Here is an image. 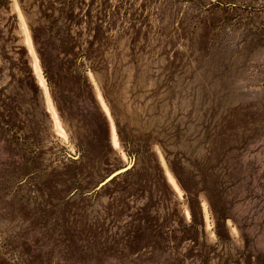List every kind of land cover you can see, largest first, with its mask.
I'll use <instances>...</instances> for the list:
<instances>
[{
    "label": "rangeland",
    "instance_id": "1",
    "mask_svg": "<svg viewBox=\"0 0 264 264\" xmlns=\"http://www.w3.org/2000/svg\"><path fill=\"white\" fill-rule=\"evenodd\" d=\"M0 264H264V0H0Z\"/></svg>",
    "mask_w": 264,
    "mask_h": 264
},
{
    "label": "bare ground",
    "instance_id": "2",
    "mask_svg": "<svg viewBox=\"0 0 264 264\" xmlns=\"http://www.w3.org/2000/svg\"><path fill=\"white\" fill-rule=\"evenodd\" d=\"M29 36V35H28ZM30 39V38H29ZM34 69L37 71V73H38V76H39V84L44 88V90H45V93H47V86H46V83H45V79L43 78V76L40 74V68H39V66H38V64H37V60H36V58H35V62H34ZM101 99V98H100ZM102 105H103V108L105 109V111L108 113V108H107V106L103 103V101H102ZM52 109V115H53V118H54V122H55V125H56V127L58 128V130H59V132H60V134L62 135H64V130H63V128L61 127V125H60V123H59V120H58V118H57V115H56V112L54 111V109L53 108H51ZM110 120V119H109ZM111 132H112V141H113V144L114 145H118V141H117V137H116V130H115V127H114V125H113V123H111ZM167 175H168V179H169V181L171 182V184L176 188V189H178V186L176 185V183L174 182V179L172 178V176L169 174V173H167Z\"/></svg>",
    "mask_w": 264,
    "mask_h": 264
},
{
    "label": "water",
    "instance_id": "3",
    "mask_svg": "<svg viewBox=\"0 0 264 264\" xmlns=\"http://www.w3.org/2000/svg\"><path fill=\"white\" fill-rule=\"evenodd\" d=\"M128 167H123L122 169L118 170L117 172H115L114 174L110 175L104 182H102L100 184V186H102L103 184H105L106 182L110 181L113 177H115L117 174L125 171Z\"/></svg>",
    "mask_w": 264,
    "mask_h": 264
},
{
    "label": "trees",
    "instance_id": "4",
    "mask_svg": "<svg viewBox=\"0 0 264 264\" xmlns=\"http://www.w3.org/2000/svg\"><path fill=\"white\" fill-rule=\"evenodd\" d=\"M188 208H189L190 213L193 215L194 205H193V201L192 200L188 201Z\"/></svg>",
    "mask_w": 264,
    "mask_h": 264
}]
</instances>
